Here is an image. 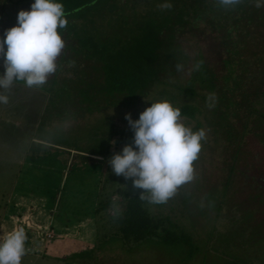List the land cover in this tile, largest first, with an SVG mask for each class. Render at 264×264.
<instances>
[{"label":"trees","instance_id":"obj_1","mask_svg":"<svg viewBox=\"0 0 264 264\" xmlns=\"http://www.w3.org/2000/svg\"><path fill=\"white\" fill-rule=\"evenodd\" d=\"M57 2L63 4L68 19L66 29H58L66 46L57 71L40 87L28 88L18 81L10 90L0 89L8 96L7 104L0 102V142L19 146V152L25 153L30 146L29 162L34 154L43 156L44 151L38 153L35 145L49 143L33 142L30 133L40 119L52 114L56 100L61 106L67 104L61 101L63 96L72 107L80 98L87 100L90 106L86 109L92 112L95 107L100 112L113 107L134 111L150 98V106L168 100L181 109L186 125L193 121L197 129H209L202 150L215 146L227 167L224 182L217 187L225 192L236 189L237 166L242 154L243 159L247 155L246 136L253 133L264 146V47L260 45L264 41V0L260 8L255 6L256 0H241L235 6H224L220 0ZM33 3L0 0V37L17 25L19 11L30 10ZM165 3L172 7L161 9L159 5ZM196 33L210 35L220 44L222 69L194 43ZM3 64L0 58V74L5 71ZM212 94L214 100H209ZM13 119L25 122V129ZM112 133H118V144L129 136L134 138L130 127L129 131L117 128ZM258 181L254 177L250 187L264 193V184ZM248 184L243 181L244 186ZM142 195L100 201L96 214H107L108 223L125 242L159 238L171 246L183 243L186 237L168 227L169 218L153 214L152 208L161 204L142 200Z\"/></svg>","mask_w":264,"mask_h":264},{"label":"rangeland","instance_id":"obj_2","mask_svg":"<svg viewBox=\"0 0 264 264\" xmlns=\"http://www.w3.org/2000/svg\"><path fill=\"white\" fill-rule=\"evenodd\" d=\"M194 40L207 59L222 69L220 44L201 33ZM260 45L264 47V41ZM191 65H187V72ZM151 100L141 102L134 111L113 107L100 112L95 107L92 112L86 109V105L90 106L87 100L84 103L80 98L72 107L63 96L61 101L67 104L61 106L56 100L52 114L38 121L40 126L32 129L30 135L33 142L49 143L35 145L38 153L44 151L43 156L32 155L34 160H24L22 168H15V158L11 172L1 174L0 170V223L8 196H12L8 215H20L16 217L17 225L24 229L27 222L42 228L40 241L48 249L47 256H52H27L22 264H264V193L250 187L254 177L264 184V146L253 133L246 136L247 155L243 159L242 154L237 166L236 189L225 192L217 187L224 182L222 176L227 167L218 158L220 151L209 147L201 151L195 162L196 178L180 186L166 204L152 208L153 214L169 218V228L186 237L183 243L171 246L159 238L125 242L114 225L108 223L107 214H96L100 201L148 193L134 188L132 180L115 175L108 161L133 143L129 136L118 144V133L113 135L112 131H129L126 114L138 119L150 107ZM13 120L25 129V122ZM190 127L199 130L193 121ZM203 129L208 136L209 129ZM12 155L17 157L6 146L0 151V158ZM3 164L0 162L1 169ZM244 180L249 184L244 186ZM50 227L56 235L54 240L44 238Z\"/></svg>","mask_w":264,"mask_h":264},{"label":"clouds","instance_id":"obj_3","mask_svg":"<svg viewBox=\"0 0 264 264\" xmlns=\"http://www.w3.org/2000/svg\"><path fill=\"white\" fill-rule=\"evenodd\" d=\"M220 2L235 6L241 0ZM255 6L260 8L261 0H256ZM159 7L170 9L172 5ZM17 20V25L0 37V58L5 69L0 74V89L4 90H10L18 81L28 88L43 86L57 71V59L66 46L58 29H66L68 19L57 0H34L30 10L19 11ZM181 67L177 65V70ZM209 100H214V94ZM0 102L7 104L8 96L0 93ZM125 119L134 132L133 143L124 146L108 163L115 175L132 180L134 188L147 190L149 195H142V200L166 204L180 186L196 178L195 162L207 133L186 125L181 109L168 100L152 103L138 120H133L131 113ZM26 241L23 227L0 234V264H22Z\"/></svg>","mask_w":264,"mask_h":264},{"label":"crops","instance_id":"obj_4","mask_svg":"<svg viewBox=\"0 0 264 264\" xmlns=\"http://www.w3.org/2000/svg\"><path fill=\"white\" fill-rule=\"evenodd\" d=\"M4 146L8 147L10 152L14 153L17 157L12 155L11 157L7 156V157L0 158V162L1 163L4 162L3 169H1L2 167L0 168V170H2L1 174H3L4 172H8V171L11 172V170L14 169V164L12 163V159H15V158H17L15 168H17L19 166H21V168H22V166L25 164L24 160L28 161L29 149L27 148L26 153L22 152V151L19 152V148H18L19 146L15 147L13 145H8V144H5L3 142H0V151L4 148ZM19 155H21V156H19ZM5 165H6V167H5ZM32 184H34V183H32ZM8 197L9 198L7 200L6 206H5V208H3L4 214L1 217L2 221L0 223V234H3V232H10L14 228H19V225H17L18 222L16 220V217H20V215H15V214L11 215V212L8 215V210H11L10 206H12V202H13V198H14L12 196H8ZM17 203H19V202H17ZM20 209H23L22 204L20 205ZM10 215H11V217H10ZM25 225H26L25 226V232L27 234V241H26L25 247L27 249V252H26V255L24 257L31 256V257H35V258H39V259H43L45 257H52L50 255L47 256V250L48 249L46 248L45 244L42 241H40L39 230H42V228L40 229L39 227H37V224L34 225V223H32V222H30V223L27 222ZM38 226H40V225H38ZM47 234L53 235V238H48ZM55 236L56 235L54 233L53 227H50L45 231V236H44L45 239L47 238L50 240H54Z\"/></svg>","mask_w":264,"mask_h":264}]
</instances>
